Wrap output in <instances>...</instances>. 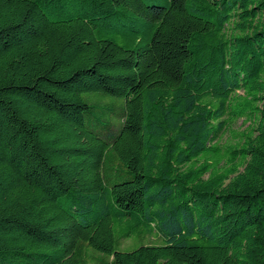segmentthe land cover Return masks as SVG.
Wrapping results in <instances>:
<instances>
[{"label": "trees", "instance_id": "1", "mask_svg": "<svg viewBox=\"0 0 264 264\" xmlns=\"http://www.w3.org/2000/svg\"><path fill=\"white\" fill-rule=\"evenodd\" d=\"M0 264H264V0H0Z\"/></svg>", "mask_w": 264, "mask_h": 264}, {"label": "rangeland", "instance_id": "2", "mask_svg": "<svg viewBox=\"0 0 264 264\" xmlns=\"http://www.w3.org/2000/svg\"><path fill=\"white\" fill-rule=\"evenodd\" d=\"M257 120H254L253 117L249 118H237L230 121L227 125L225 131L218 138V145L221 148L226 146H235L236 148L243 147L245 141H248L249 137H252L255 134V126ZM159 240L155 237H146L143 240V243H157ZM131 239H123L121 241L120 248L126 249L132 246Z\"/></svg>", "mask_w": 264, "mask_h": 264}]
</instances>
